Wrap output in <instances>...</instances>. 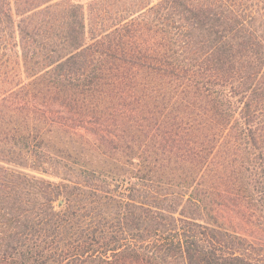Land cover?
<instances>
[{"label":"trees","instance_id":"obj_1","mask_svg":"<svg viewBox=\"0 0 264 264\" xmlns=\"http://www.w3.org/2000/svg\"><path fill=\"white\" fill-rule=\"evenodd\" d=\"M0 263L264 264V0H0Z\"/></svg>","mask_w":264,"mask_h":264},{"label":"rangeland","instance_id":"obj_2","mask_svg":"<svg viewBox=\"0 0 264 264\" xmlns=\"http://www.w3.org/2000/svg\"><path fill=\"white\" fill-rule=\"evenodd\" d=\"M74 2H77V3H81V4H83L85 7L87 6V4L90 2V0H73ZM223 213V215H225L226 217H230L231 215H233V213H228L227 211H224V212H222ZM235 220L238 222V224H240L241 225V221L239 220V218H236L235 217ZM240 227H245V226H243V225H241ZM0 264H2V263H0Z\"/></svg>","mask_w":264,"mask_h":264},{"label":"water","instance_id":"obj_3","mask_svg":"<svg viewBox=\"0 0 264 264\" xmlns=\"http://www.w3.org/2000/svg\"><path fill=\"white\" fill-rule=\"evenodd\" d=\"M59 202L61 203V202H63V200H60Z\"/></svg>","mask_w":264,"mask_h":264}]
</instances>
